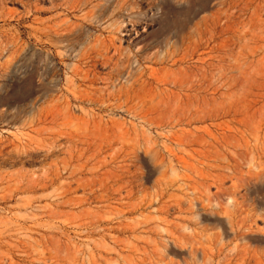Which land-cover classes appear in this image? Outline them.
I'll return each mask as SVG.
<instances>
[{"label":"rangeland","instance_id":"obj_1","mask_svg":"<svg viewBox=\"0 0 264 264\" xmlns=\"http://www.w3.org/2000/svg\"><path fill=\"white\" fill-rule=\"evenodd\" d=\"M0 264H264V0H0Z\"/></svg>","mask_w":264,"mask_h":264},{"label":"bare ground","instance_id":"obj_2","mask_svg":"<svg viewBox=\"0 0 264 264\" xmlns=\"http://www.w3.org/2000/svg\"><path fill=\"white\" fill-rule=\"evenodd\" d=\"M74 7H75V6H74ZM68 21H69V20H68ZM60 23H61V22H60ZM65 30H66V29H65ZM64 59H65V58H64ZM70 150H72V149L69 148V151H70ZM73 151H74V150H73ZM73 151H72V152H73ZM72 152L70 151V154H71ZM75 153H76V152H75ZM94 155H95V154H94ZM72 156H74V152H73V155H72ZM72 156H71V158H72ZM78 156L80 157L81 155H78ZM76 157H77V156H76ZM96 157H97V156H96ZM96 157H95V158H96ZM69 158H70V156H69ZM74 158H75V157H74ZM64 159H65V158H64ZM64 159H63V160H64ZM96 159H97V158H96ZM75 160H77V159H74V161H75ZM99 160H100V158H99ZM66 161H68L67 158H66ZM66 161H64V162H66ZM70 161H71V159L69 160V162H70ZM72 161H73V158H72ZM79 161H81V160H79ZM97 161H98V160H97ZM69 162H68V163H69ZM98 162H99V161H98ZM102 162H103V164L105 163L104 161H102ZM102 162H101V163H102ZM68 163H67V164H68ZM71 163H73V162H71ZM71 163H70V164H71ZM202 163H203V162H202ZM78 164H80V165H78ZM94 164H95V165H94ZM94 164H93V166H96V163H94ZM97 164H98V163H97ZM99 164H100V163H99ZM64 165H65V164H64ZM77 165H78V166H81V168H82V166H83V165H81V163H79V162H77ZM84 165H85V164H84ZM101 165H102V164H101ZM68 166H70V165H68ZM103 166H105V165H103ZM103 166H102V168H103ZM212 166H213V165H212ZM65 167H66V166H65ZM89 168H90V167H89ZM93 168H94V167H93ZM99 168L101 169V167H99ZM103 169H104V168H103ZM98 170H99V169H98ZM98 170H96V172H97ZM94 171H95V170H94ZM94 171H93V172H94ZM93 172H92V173H93ZM98 172H99V171H98ZM98 172H97V173H98ZM92 173H91V174H92ZM93 174H94V173H93ZM98 174H99V173H98ZM208 175H209V174H208ZM92 176H93V175H92ZM92 176H91L90 178H91L92 180L95 179V178H93ZM95 176H96V178H97V176H99V175H95ZM19 178H20V177H19ZM19 178H18V179H19ZM39 178H40V177H39ZM99 179H101V178L98 177L97 180H99ZM184 179H185V178H184ZM20 180H21V178H20ZM22 180H23V179H22ZM102 180H103V178H102ZM102 180H101V181H102ZM14 181H16V179H14ZM38 181H40V180H38ZM93 181H94V180H93ZM19 182H20V181H19ZM14 183H15V182H14ZM17 183H18V182H17ZM21 185H22V184H20L19 186H21ZM17 186H18V185H17ZM17 186H15V187H17ZM17 188H19V187H17ZM21 189H22V188H21ZM14 190H16V189H14ZM14 190H13V191H14ZM18 190H19V189H18ZM11 192H12V191H11ZM199 194H200V193H199ZM197 195H198V194H197ZM15 220H16V219H15Z\"/></svg>","mask_w":264,"mask_h":264}]
</instances>
